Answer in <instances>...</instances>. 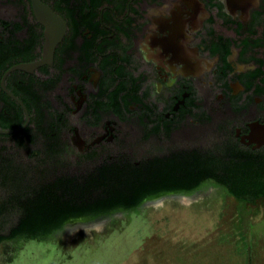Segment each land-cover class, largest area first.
I'll use <instances>...</instances> for the list:
<instances>
[{
    "label": "flooded vegetation",
    "instance_id": "af4514ba",
    "mask_svg": "<svg viewBox=\"0 0 264 264\" xmlns=\"http://www.w3.org/2000/svg\"><path fill=\"white\" fill-rule=\"evenodd\" d=\"M41 3L0 0V128H20L0 144L57 146L47 180L80 190L141 172L158 188L141 204L227 190L233 168L261 181L264 0ZM167 168L204 176L159 189Z\"/></svg>",
    "mask_w": 264,
    "mask_h": 264
},
{
    "label": "rangeland",
    "instance_id": "374dc122",
    "mask_svg": "<svg viewBox=\"0 0 264 264\" xmlns=\"http://www.w3.org/2000/svg\"><path fill=\"white\" fill-rule=\"evenodd\" d=\"M177 195L5 240L0 264H264V201L243 203L220 187Z\"/></svg>",
    "mask_w": 264,
    "mask_h": 264
},
{
    "label": "trees",
    "instance_id": "16d2710c",
    "mask_svg": "<svg viewBox=\"0 0 264 264\" xmlns=\"http://www.w3.org/2000/svg\"><path fill=\"white\" fill-rule=\"evenodd\" d=\"M3 126L14 128L16 125L6 123ZM17 144V148L12 144H0V243L9 239L50 234L62 227L69 218L117 209H135L145 196L158 191V188L146 186L141 172L127 177L119 171L117 184L99 191L77 189L64 183L60 177L47 180L46 170L51 167V160L58 163L59 148L44 143L34 150L30 141L25 142L24 139ZM21 149L29 152L27 159L20 155ZM170 170L167 168L154 176L157 183H164L159 189H183L190 185L185 181L187 177L198 181L204 176L199 173L173 175ZM232 171L236 173L221 179L230 194L243 203L264 197V175H261V181H257V184L253 173H246L244 177L237 173L238 170L233 168ZM250 181L256 186L250 185Z\"/></svg>",
    "mask_w": 264,
    "mask_h": 264
},
{
    "label": "water",
    "instance_id": "95a60500",
    "mask_svg": "<svg viewBox=\"0 0 264 264\" xmlns=\"http://www.w3.org/2000/svg\"><path fill=\"white\" fill-rule=\"evenodd\" d=\"M35 1V3H36V6L37 7H39V8H41V7H44V5L41 3V0H34ZM52 14H50V16H51ZM55 42H49V48H50V51L52 52V50L54 49V47H55V45H56V41L57 40H54ZM26 109V112L29 114V112H28V110H27V108H25ZM20 128H18V129H1L0 128V132H13V131H16V130H19Z\"/></svg>",
    "mask_w": 264,
    "mask_h": 264
},
{
    "label": "bare ground",
    "instance_id": "6f19581e",
    "mask_svg": "<svg viewBox=\"0 0 264 264\" xmlns=\"http://www.w3.org/2000/svg\"><path fill=\"white\" fill-rule=\"evenodd\" d=\"M40 15H41V17L43 18V19H46L45 18V16L42 14V13H40ZM183 194V193H182ZM182 194H180V195H177V197L178 198H180V199H182V200H184V201H188V200H190L191 199V197L190 196H186V195H182Z\"/></svg>",
    "mask_w": 264,
    "mask_h": 264
}]
</instances>
